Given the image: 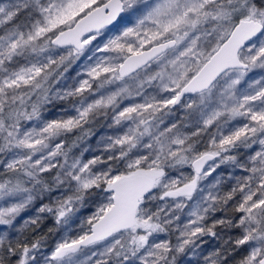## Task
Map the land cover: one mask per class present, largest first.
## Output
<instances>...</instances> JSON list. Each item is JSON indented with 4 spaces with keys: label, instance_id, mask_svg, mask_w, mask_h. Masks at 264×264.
Wrapping results in <instances>:
<instances>
[{
    "label": "snow or ice",
    "instance_id": "1",
    "mask_svg": "<svg viewBox=\"0 0 264 264\" xmlns=\"http://www.w3.org/2000/svg\"><path fill=\"white\" fill-rule=\"evenodd\" d=\"M0 264H264V0H0Z\"/></svg>",
    "mask_w": 264,
    "mask_h": 264
},
{
    "label": "rangeland",
    "instance_id": "2",
    "mask_svg": "<svg viewBox=\"0 0 264 264\" xmlns=\"http://www.w3.org/2000/svg\"><path fill=\"white\" fill-rule=\"evenodd\" d=\"M70 73L72 74V75H74L75 73H74V70H71L70 69ZM104 132V129H102L101 130V132L99 133V134H102ZM97 139H98V136L95 138V139H92L91 141H90V143H92L93 145L97 142ZM87 155V154H86Z\"/></svg>",
    "mask_w": 264,
    "mask_h": 264
},
{
    "label": "trees",
    "instance_id": "3",
    "mask_svg": "<svg viewBox=\"0 0 264 264\" xmlns=\"http://www.w3.org/2000/svg\"><path fill=\"white\" fill-rule=\"evenodd\" d=\"M103 128H99L98 130H97V132H98V135H99V133L101 132V130H102ZM96 137H93L92 139H95ZM91 139V140H92ZM49 242H51V237H50V240H49Z\"/></svg>",
    "mask_w": 264,
    "mask_h": 264
}]
</instances>
